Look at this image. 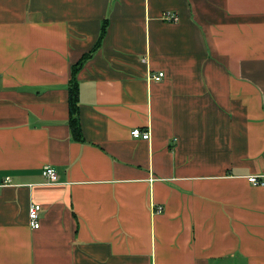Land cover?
Listing matches in <instances>:
<instances>
[{
  "label": "crops",
  "instance_id": "0c3cea01",
  "mask_svg": "<svg viewBox=\"0 0 264 264\" xmlns=\"http://www.w3.org/2000/svg\"><path fill=\"white\" fill-rule=\"evenodd\" d=\"M251 175L264 0H0V264H264Z\"/></svg>",
  "mask_w": 264,
  "mask_h": 264
},
{
  "label": "built area",
  "instance_id": "2783aa9c",
  "mask_svg": "<svg viewBox=\"0 0 264 264\" xmlns=\"http://www.w3.org/2000/svg\"><path fill=\"white\" fill-rule=\"evenodd\" d=\"M165 20L167 21H178L179 16L176 12L173 11H165L162 16ZM164 76V72H159L156 75H153V78L156 80H161ZM131 134L133 137L136 138H144V139H149L150 138V133L149 131H143L139 127L133 128L131 131ZM42 176L44 177L45 181L47 183H55L59 180V176L57 171L55 170L54 167L47 165L42 169ZM9 181V178L6 180ZM248 181L254 185H262L264 182L259 179L256 175H251L248 177ZM163 207L158 206L157 211H162ZM42 210V206L38 203H33L30 206L29 210V217H30V222L31 225L35 228L40 227V212Z\"/></svg>",
  "mask_w": 264,
  "mask_h": 264
},
{
  "label": "trees",
  "instance_id": "16d2710c",
  "mask_svg": "<svg viewBox=\"0 0 264 264\" xmlns=\"http://www.w3.org/2000/svg\"><path fill=\"white\" fill-rule=\"evenodd\" d=\"M107 30V23L103 25L102 33L100 35L99 41L96 44V47H98L101 44L102 39L104 38ZM95 47V48H96ZM94 48V49H95ZM94 51V50H93ZM93 51H90L89 53L85 54L78 63L74 64L72 66L71 70V79L69 82L68 90H69V126L72 129V133L75 135V137L79 140L83 141L82 133H81V126L80 122L78 120V114H79V86H78V79L77 74L80 71L83 64L89 59Z\"/></svg>",
  "mask_w": 264,
  "mask_h": 264
}]
</instances>
